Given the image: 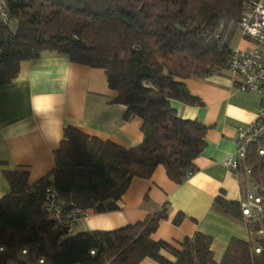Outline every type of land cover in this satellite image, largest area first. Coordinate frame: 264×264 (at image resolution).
Listing matches in <instances>:
<instances>
[{
	"label": "trees",
	"instance_id": "trees-1",
	"mask_svg": "<svg viewBox=\"0 0 264 264\" xmlns=\"http://www.w3.org/2000/svg\"><path fill=\"white\" fill-rule=\"evenodd\" d=\"M4 1L9 21L0 22V85L17 76L22 61L44 51L101 68L116 91L112 102L125 106L124 119H141L143 139L124 148L67 125L46 174L28 183L25 171L5 170L9 191L0 197V264H138L145 257L160 264H264V237L256 235L261 225L245 222L239 202L223 194L213 199L212 209L243 223L249 237L231 238L219 261L211 237L202 232L185 237L179 247L152 238L167 217L166 206L112 230L73 235L45 211L49 185L67 203L103 212L118 208L134 176L149 178L160 165L179 184L196 170L207 126L178 116L171 101L202 104L184 79L224 70L240 17L255 0ZM259 146L264 141L248 146L245 162L264 187ZM237 172L243 179L241 167ZM182 218L178 212L172 222Z\"/></svg>",
	"mask_w": 264,
	"mask_h": 264
},
{
	"label": "crops",
	"instance_id": "crops-1",
	"mask_svg": "<svg viewBox=\"0 0 264 264\" xmlns=\"http://www.w3.org/2000/svg\"><path fill=\"white\" fill-rule=\"evenodd\" d=\"M237 30L232 47L256 46ZM184 83L202 104L171 101L172 106L178 116L207 126L204 148L194 159L196 170L179 184L170 180L160 165L149 178L134 176L117 201V209H86L68 234L112 230L166 206L167 217L152 233L155 240L179 247L185 237L202 232L211 237V250L219 261L231 238L248 239L245 225L214 211L212 201L219 194L238 202L243 198L244 178L222 161L232 155L238 129L255 119L259 95L238 90L237 81L225 70L203 79L187 78ZM115 96L101 68L70 62L52 51L22 61L17 76L0 85V197L9 191L5 170L25 171L28 183L50 171L67 125L124 148L140 143L141 119H124L125 106L112 102ZM178 212L183 218L174 224ZM164 255L173 259L167 252ZM138 264L160 263L145 257Z\"/></svg>",
	"mask_w": 264,
	"mask_h": 264
},
{
	"label": "built area",
	"instance_id": "built-area-1",
	"mask_svg": "<svg viewBox=\"0 0 264 264\" xmlns=\"http://www.w3.org/2000/svg\"><path fill=\"white\" fill-rule=\"evenodd\" d=\"M8 21L6 3L0 0V22ZM238 27L241 36L254 41L256 46L248 49L232 47L224 70L237 81L238 90L253 91L259 95V106L255 119L238 129L234 151L222 164L235 171L240 167L243 170L246 186L239 201L241 214L245 222L259 223L261 227L256 235L264 237V187L253 180L250 167L245 162L248 146L256 141H264V2L253 1L241 15ZM257 152L264 155V146H259ZM45 211L56 226L67 232L77 219L85 215L84 210L67 203L51 185L45 190ZM259 250L260 247L256 245L254 251ZM38 261L43 262L42 259Z\"/></svg>",
	"mask_w": 264,
	"mask_h": 264
},
{
	"label": "rangeland",
	"instance_id": "rangeland-1",
	"mask_svg": "<svg viewBox=\"0 0 264 264\" xmlns=\"http://www.w3.org/2000/svg\"><path fill=\"white\" fill-rule=\"evenodd\" d=\"M238 33H239V31H238V30H236V32H235V35H236V34H238Z\"/></svg>",
	"mask_w": 264,
	"mask_h": 264
}]
</instances>
